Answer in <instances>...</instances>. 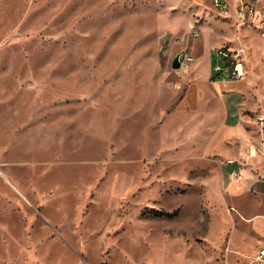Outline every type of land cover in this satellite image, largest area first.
Masks as SVG:
<instances>
[{
  "label": "rangeland",
  "instance_id": "obj_1",
  "mask_svg": "<svg viewBox=\"0 0 264 264\" xmlns=\"http://www.w3.org/2000/svg\"><path fill=\"white\" fill-rule=\"evenodd\" d=\"M0 16V264L253 260L225 188L264 107L255 30L208 0H0ZM188 42L197 62L175 69ZM219 46L246 79L207 75Z\"/></svg>",
  "mask_w": 264,
  "mask_h": 264
},
{
  "label": "built area",
  "instance_id": "obj_2",
  "mask_svg": "<svg viewBox=\"0 0 264 264\" xmlns=\"http://www.w3.org/2000/svg\"><path fill=\"white\" fill-rule=\"evenodd\" d=\"M214 10L226 17H235L238 25L249 26L254 29L259 36L264 40V0H208ZM191 36L193 39H199L202 36V27L192 26ZM182 42V41H181ZM178 60L184 65L194 64L197 61L194 53L188 48L184 47L177 55ZM213 61V72L222 77V81L244 80L246 78L245 60L241 56V51H232L227 46L217 47L211 56ZM259 121L264 123V116L259 117ZM260 158L262 161L255 160ZM258 165L263 164V169L257 174L258 180H264V139L258 144L251 145L244 156L228 159L227 163L230 165L237 164L240 168L232 174L240 175L242 170L250 164V160ZM256 259L264 261V248L256 255Z\"/></svg>",
  "mask_w": 264,
  "mask_h": 264
},
{
  "label": "crops",
  "instance_id": "obj_3",
  "mask_svg": "<svg viewBox=\"0 0 264 264\" xmlns=\"http://www.w3.org/2000/svg\"><path fill=\"white\" fill-rule=\"evenodd\" d=\"M194 46V44H190L188 42L184 47H188L194 53ZM212 53L213 52L210 51L206 59V72L208 76H211L213 71V61H211ZM247 73L248 69L246 65V76ZM218 82L223 81L218 80L217 83ZM260 116H264V107L256 117L255 129L258 134L254 135L252 140L242 143L243 145L237 153V157L244 156L247 149L253 145V143L258 144L264 139V123L259 121ZM254 159L257 160V163H259L258 161H262L260 158ZM255 160L251 159L250 164L242 170L240 175L238 173L237 175L232 174V172L237 171L240 168L238 163L230 165L226 162V171L228 173L226 178L228 179V182L226 183L227 186L225 190L229 193V195H231V198L235 201L238 211H240L246 223L254 232L253 239H249L247 237L243 241L239 239L238 242H236L234 238L236 234H234L231 240V243L238 248L237 250L239 253L253 257V260L240 257L242 259V264H264L263 260L256 259L258 252L264 248V180L257 179V174L262 171L263 164L261 163V165H258L257 167V163L254 162ZM226 178H224V182L227 180Z\"/></svg>",
  "mask_w": 264,
  "mask_h": 264
},
{
  "label": "trees",
  "instance_id": "obj_4",
  "mask_svg": "<svg viewBox=\"0 0 264 264\" xmlns=\"http://www.w3.org/2000/svg\"><path fill=\"white\" fill-rule=\"evenodd\" d=\"M210 78L213 81H215V82H217L218 80H221L222 79V77H220L219 74H215V72H213V71H212V74H211ZM156 213L159 214V215L167 216V217H175V216H177L179 214L178 213V210H175V211H173L171 213H169V212H162V211H159V212H156Z\"/></svg>",
  "mask_w": 264,
  "mask_h": 264
},
{
  "label": "water",
  "instance_id": "obj_5",
  "mask_svg": "<svg viewBox=\"0 0 264 264\" xmlns=\"http://www.w3.org/2000/svg\"><path fill=\"white\" fill-rule=\"evenodd\" d=\"M173 62H174V66L173 67L175 69H180L182 67V63L178 60V57H176Z\"/></svg>",
  "mask_w": 264,
  "mask_h": 264
}]
</instances>
